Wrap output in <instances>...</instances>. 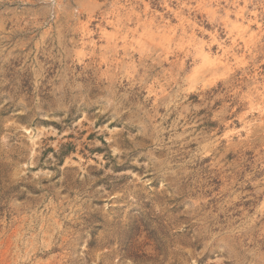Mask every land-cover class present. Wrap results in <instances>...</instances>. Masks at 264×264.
Returning a JSON list of instances; mask_svg holds the SVG:
<instances>
[{"label": "rangeland", "instance_id": "obj_1", "mask_svg": "<svg viewBox=\"0 0 264 264\" xmlns=\"http://www.w3.org/2000/svg\"><path fill=\"white\" fill-rule=\"evenodd\" d=\"M0 264H264V0H0Z\"/></svg>", "mask_w": 264, "mask_h": 264}]
</instances>
